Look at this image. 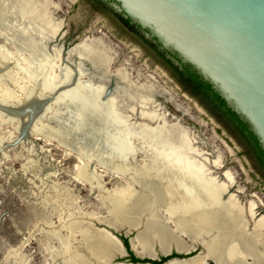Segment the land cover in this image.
<instances>
[{
  "label": "rangeland",
  "instance_id": "374dc122",
  "mask_svg": "<svg viewBox=\"0 0 264 264\" xmlns=\"http://www.w3.org/2000/svg\"><path fill=\"white\" fill-rule=\"evenodd\" d=\"M49 2L50 18L60 28L56 34L48 29L39 33L29 28L31 37L27 38L40 46L36 55L22 47L24 37H15L14 31L4 28L10 22L0 16V264H16L3 260L4 255L13 248L11 252L22 253L26 264H44L48 261L43 242H47L46 235L50 230L41 223H44L45 217H55V214L43 208L42 201L49 199L58 202L60 197L53 193L52 184H66L73 188L74 193L82 196L89 193L91 196L86 195L85 198H88L83 202L87 207L94 208L97 202L100 203L98 193L81 181L79 172H76L77 160L85 164L96 178L99 177L106 187L128 183L134 188H141L134 179L135 172L129 168L128 161H140V157L145 156L144 147L139 145V152L118 150V144L105 139L116 127L119 129L121 125V128L134 129L139 135L130 139L126 133L121 134L129 147L149 142L152 138L160 140L149 126L152 125L150 122H147L146 130L137 126L141 121L136 112H133L132 118H129L132 114L129 112H123L119 118L112 117L87 91L80 88L69 91L74 89L68 88V81L54 86L57 79L65 77L62 68L59 71L62 51L71 49L84 38L102 40L113 50V54L115 52L111 71L126 70L133 75L141 74L140 81L151 84L159 93L156 102L162 106L167 117L171 120L180 118L184 131L196 141L197 149L207 155L210 162L221 164L217 174L230 178V182H226L231 192L238 195L240 202L243 201L247 207L251 200L254 201L257 205L256 215L264 216V166L248 141L231 123L181 82L147 43L125 28L107 9L95 6L91 0ZM69 59L77 60L79 66L87 71L94 68L83 57L74 55ZM60 64L69 65L67 61ZM77 81L75 75L71 88L75 87ZM91 106L98 111L97 116H91ZM118 112L120 109H116V115ZM93 134H98V138H95L98 142L105 140V148L95 139H90ZM167 138L165 136L164 140ZM168 144L169 141L158 144L161 146L158 153H162L164 158L169 150ZM83 150L90 153L99 150L102 156L99 159L103 163H99L97 157H89ZM121 151L129 156L116 154ZM108 156L119 160L123 158L122 162L126 163L122 165L123 170L119 172L112 162L105 161L104 157ZM156 209L163 211L161 206H156ZM102 210V214L106 215L107 208L103 207ZM155 214L154 211L153 217ZM54 217L51 219L56 220ZM143 222L142 217L131 228L125 225L114 228L103 222L97 223L96 227L105 231L109 228L121 240L122 237L128 240L141 231ZM52 240H49L51 244ZM71 242L81 244L77 238ZM116 242L121 250L119 241ZM173 246L171 243L169 249ZM158 247L159 244L153 241L151 248L157 254L160 253ZM82 249L77 247L78 251ZM194 249L201 251L197 254L204 253L202 243L196 239L184 251L195 252L192 251ZM127 257L115 253L109 264L128 262ZM209 263L210 259L207 258L205 264Z\"/></svg>",
  "mask_w": 264,
  "mask_h": 264
},
{
  "label": "bare ground",
  "instance_id": "6f19581e",
  "mask_svg": "<svg viewBox=\"0 0 264 264\" xmlns=\"http://www.w3.org/2000/svg\"><path fill=\"white\" fill-rule=\"evenodd\" d=\"M50 7L49 0H0V16L10 22L4 28L14 31L15 37H24L22 47L36 55L40 46L27 38L31 37V29L39 33L48 29L56 34L60 28L50 18ZM112 51L102 40L92 37L80 40L71 49L62 51L61 59L69 65L60 64L62 61L59 60V71L62 68L65 77L57 79L54 86L68 81V88L74 89L69 91L79 88L87 91L98 99L100 107L107 109L112 117L119 118L123 112H129L132 113L129 118H132L133 112H136L141 121L137 126L146 130L149 125L147 122H150L152 125L149 126H152L153 133L160 140L152 138L149 142L129 147L121 134L126 133L130 139L139 135L134 129L121 128V125L105 138L118 144V150L126 152H139L143 145L146 157H140V161H128L129 168L135 172L134 179L141 187L138 189L128 183L106 187L99 177L96 178L85 164L77 160L76 172H79L81 181L94 189L101 200L94 208L84 204L88 198L85 196H91L89 193L83 197L66 184L51 185L53 193H57L55 195L60 198L58 202L49 199V203L46 199L42 201V207L49 209L56 217V220L51 219L53 215L45 217L44 223H41L50 230L49 235H46L47 242H43V249L48 254V261L44 264H109L113 254L125 253L117 246L116 241L119 240L116 235L109 230L98 229L97 223L103 222L114 228L122 225L131 228L142 217L143 228L130 242L133 249L140 253L136 251L138 255L157 257L156 250L151 248L153 241L159 244L161 253H168L171 243L180 252L190 248L196 239L202 243L204 253L167 264H205L207 258L212 259L214 264H264V216L256 215V203L251 200L247 207L243 201L240 202L238 195L231 192L226 182L230 178L217 174L221 164L210 162L207 155L197 149L196 141L184 131L180 118L171 120L167 117L162 106L156 102L159 93L151 84L140 81L141 74L133 75L126 70L111 71L115 60V52L113 54ZM74 55L87 59L94 68L91 71L82 69L77 60L69 59ZM75 75L78 81L71 88ZM89 109L92 117L98 115L93 106ZM116 109H120L117 115ZM92 136L90 139L98 138V134ZM165 136H168L166 140ZM95 140L105 148L104 139L99 142ZM161 141H169L166 158L158 153ZM85 153L93 159L97 157V161L103 163L99 150ZM116 154L125 155L123 151ZM122 159L104 157L119 172L123 170L122 165H126ZM156 206H161L163 211L155 210ZM103 207L107 208L106 215L102 214ZM154 211L157 215L153 217ZM50 238L54 239L52 244ZM73 238H77L81 244L72 243ZM77 247L83 249L78 251ZM13 249H9L3 260L26 264L23 254L11 252ZM246 258L250 262L247 263Z\"/></svg>",
  "mask_w": 264,
  "mask_h": 264
},
{
  "label": "water",
  "instance_id": "95a60500",
  "mask_svg": "<svg viewBox=\"0 0 264 264\" xmlns=\"http://www.w3.org/2000/svg\"><path fill=\"white\" fill-rule=\"evenodd\" d=\"M112 5L191 63L251 124L264 147V0H114ZM117 239L126 255L124 243ZM130 242L128 238L138 258L159 260L138 255ZM171 253L170 247L161 255Z\"/></svg>",
  "mask_w": 264,
  "mask_h": 264
},
{
  "label": "trees",
  "instance_id": "16d2710c",
  "mask_svg": "<svg viewBox=\"0 0 264 264\" xmlns=\"http://www.w3.org/2000/svg\"><path fill=\"white\" fill-rule=\"evenodd\" d=\"M95 6L100 7V4L105 5L106 9L112 11L111 7H108L105 3L100 0H91ZM114 1V0H113ZM114 12V11H112ZM120 21L127 26L130 30L140 33L141 26L138 22L133 21V19L125 15L123 11L114 12ZM148 30L147 28H143ZM142 29V30H143ZM140 38L147 43L172 70V72L177 76V78L188 86L191 91L200 95L202 99L208 102L213 110L224 118L227 122L240 132V134L248 141L253 151L256 153L260 159L262 165L264 166V147L259 141L258 136L251 127V124L239 113H237L223 96L213 87L212 83L205 79L202 74L189 62L182 61L178 56L177 52L172 49L161 48V44L158 39L154 36L152 38L145 37L142 33L139 34ZM167 55V56H166ZM122 241L126 247H128L127 238L122 237ZM167 257H162L160 261H152L150 259H142V261L154 262L156 264H162V261ZM134 261H139L138 258L133 257Z\"/></svg>",
  "mask_w": 264,
  "mask_h": 264
},
{
  "label": "flooded vegetation",
  "instance_id": "af4514ba",
  "mask_svg": "<svg viewBox=\"0 0 264 264\" xmlns=\"http://www.w3.org/2000/svg\"><path fill=\"white\" fill-rule=\"evenodd\" d=\"M102 3H105L108 7H111L112 8V11H114V12H121V11H118V10H116L114 7H113V5H112V2H114L113 0H100ZM101 8H103V9H106V7H105V5H103V4H100L99 5ZM108 10V9H107ZM108 11H110V10H108ZM112 11H110V13H112V15L122 24V25H124L121 21H120V19L118 18V16H116L115 14H114V12H112ZM124 27L125 28H127L130 32H132L133 34H135V35H137L138 37H140V33H142L145 37H147V38H152V37H154V35L150 32V30L148 31V30H144L142 27H141V30H140V33H136L135 31H133V30H130L127 26H125L124 25ZM143 29V30H142ZM161 48H163V46L161 45ZM165 48V47H164ZM167 56V55H166ZM128 241V240H127ZM125 245V244H124ZM131 245H132V243H131ZM126 247V246H125ZM262 247H263V249H264V241H263V243H262ZM132 248H133V246H132ZM135 249V248H134ZM174 249H177L175 246H173L172 248H171V251H172V253L170 254V255H167V256H162L161 255V252L158 254V256L157 257H159V260H157V259H150V260H152V261H160L161 260V258L162 257H167L165 260H163L162 261V264L165 262V261H167L168 259H170V258H174V257H178V258H186V257H188V256H192L193 255V257L194 256H196V254L198 253V252H201V251H197L196 252V249H194V250H192V251H195V252H191V251H184V250H187V249H183V250H179L180 252H182V253H176V252H174ZM126 250H127V254L126 255H128V257H127V259H128V261L129 262H149V261H142V259H140V258H138L137 256H135V254H134V252L129 248V244H128V247H126ZM136 250V249H135ZM137 251V250H136ZM183 252H188V253H183ZM137 253H138V251H137ZM138 254H140V253H138ZM133 257H136V258H138L139 259V261H134L133 260ZM192 258V257H191ZM144 259H149V258H144ZM210 262L211 263H209V264H214V261L212 260V259H210ZM246 262L248 263V262H250V260H249V258H246ZM150 263H152V264H156V263H154V262H150ZM206 263V262H205Z\"/></svg>",
  "mask_w": 264,
  "mask_h": 264
}]
</instances>
